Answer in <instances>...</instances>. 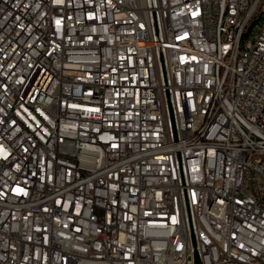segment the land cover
Wrapping results in <instances>:
<instances>
[{
  "label": "built area",
  "instance_id": "2783aa9c",
  "mask_svg": "<svg viewBox=\"0 0 264 264\" xmlns=\"http://www.w3.org/2000/svg\"><path fill=\"white\" fill-rule=\"evenodd\" d=\"M0 264H264V0H0Z\"/></svg>",
  "mask_w": 264,
  "mask_h": 264
},
{
  "label": "water",
  "instance_id": "95a60500",
  "mask_svg": "<svg viewBox=\"0 0 264 264\" xmlns=\"http://www.w3.org/2000/svg\"><path fill=\"white\" fill-rule=\"evenodd\" d=\"M260 20V18H258L256 21H254L251 26L249 27L248 29V33L245 34V37H247L252 31H253V28L255 27L256 23Z\"/></svg>",
  "mask_w": 264,
  "mask_h": 264
}]
</instances>
